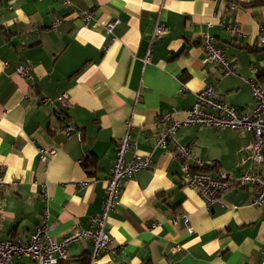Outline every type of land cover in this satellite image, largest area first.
Listing matches in <instances>:
<instances>
[{"label": "crops", "instance_id": "obj_1", "mask_svg": "<svg viewBox=\"0 0 264 264\" xmlns=\"http://www.w3.org/2000/svg\"><path fill=\"white\" fill-rule=\"evenodd\" d=\"M69 1L72 8L59 0H0L1 239L26 242L43 223L42 185L49 236L60 240L72 229H86L100 210L125 122L136 146L125 155L130 160L153 148L159 115L183 119L204 87L213 86L223 102L243 112L254 107L249 80L264 91V51L237 45L254 46L257 24L264 29V5H249L255 0ZM82 11L93 14L87 27ZM55 16L62 22L53 27ZM222 18L241 36L221 30ZM115 20L109 35L105 26ZM155 21L163 34L151 42ZM202 33L215 38L236 75L224 76L209 63ZM21 65L30 67L32 80L16 73ZM63 93L67 107L39 104ZM68 124L75 129L67 137L60 130ZM176 140L192 157L214 164L205 169L212 175L235 178L249 167H240L252 140L248 133L192 126L180 129ZM39 148L56 154L43 165ZM253 169L264 175V163ZM181 174L180 160L157 149L149 169L123 182L100 264H263L264 206L250 205L254 188L234 186L206 208ZM90 251L89 241L74 243L58 264H86ZM13 264L27 262L16 258Z\"/></svg>", "mask_w": 264, "mask_h": 264}, {"label": "built area", "instance_id": "obj_2", "mask_svg": "<svg viewBox=\"0 0 264 264\" xmlns=\"http://www.w3.org/2000/svg\"><path fill=\"white\" fill-rule=\"evenodd\" d=\"M65 8H72L73 4L69 0H59ZM233 8L232 5H228ZM83 26L87 27L93 21V14L90 11L79 13ZM1 21V16H0ZM62 19L55 16L52 26H57ZM117 21H112L105 26V30L112 35L113 28ZM258 25L257 45L264 46V29ZM218 27L232 37H240L241 32L235 23L229 19H224L218 23ZM161 34L163 28L155 21L151 34V42L155 41ZM113 40V39H112ZM200 45L209 63L216 65L222 75H236L235 65L225 56L224 51L218 47L216 40L208 33H202ZM149 51L146 53L144 63L149 60ZM251 72L256 73L257 67L252 66ZM16 73L25 80H32L30 67L21 65L16 68ZM251 85V95L254 100V107L249 112L227 105L217 95L213 86H206L195 95L193 104L185 111V117L181 120L173 118V112L159 115L153 124L155 129V139L153 148L145 155L134 154L130 160L125 159L126 153L135 148L130 135V122H125L126 132L119 139L114 148V158L112 167L105 179V189L102 204L99 212L89 218L86 229H72L62 239L57 240L49 236L51 226H47L48 201L45 185H42L43 214L42 222L30 233L26 242L8 240L0 238V264H13L16 258H23L27 264H58L67 259V248L80 241H89L91 251L86 264H100V258L108 249L109 236L106 231V223L110 213L118 204L122 184L131 178L136 172L147 170L152 164V152L160 150L162 153L177 157L181 162V179L184 186L195 188L205 207L208 208L215 203H220L223 195L232 187H252L254 195L250 200V205L254 207L264 206V175L254 171L253 166L264 163V91L254 82L249 80ZM181 90H185L182 85ZM53 101L61 107H67L68 96L63 93L54 100L42 97L39 104L51 105ZM197 126L214 130H233L238 133H248L252 136L248 149L242 154L240 167H249L242 171L238 177L233 178L229 173L216 172L214 175L203 169L214 166L211 162L205 163L200 159L191 156V151L187 144L176 140V133L180 129ZM75 127L68 124L61 128L60 132L69 136ZM38 160L45 165L56 154L55 149L37 150ZM5 185L3 174L0 172V189ZM187 231L191 233L187 219L181 215ZM1 201H0V229H1ZM171 222L175 223L173 219ZM179 247H175L178 249ZM116 254V249L112 251ZM261 261L264 264V250L261 251ZM128 264V263H124Z\"/></svg>", "mask_w": 264, "mask_h": 264}, {"label": "trees", "instance_id": "obj_3", "mask_svg": "<svg viewBox=\"0 0 264 264\" xmlns=\"http://www.w3.org/2000/svg\"><path fill=\"white\" fill-rule=\"evenodd\" d=\"M252 4H256V5L257 4H261V5L263 4L264 5V0H255L254 2L250 3L249 5H252ZM237 45L243 49H249V50L255 51V52L264 51V46L261 47V46L257 45V43L254 46L241 45V44H237ZM203 170H205V169H203Z\"/></svg>", "mask_w": 264, "mask_h": 264}]
</instances>
